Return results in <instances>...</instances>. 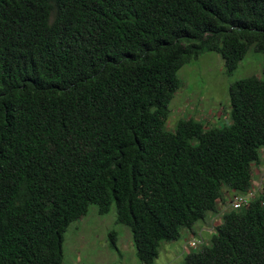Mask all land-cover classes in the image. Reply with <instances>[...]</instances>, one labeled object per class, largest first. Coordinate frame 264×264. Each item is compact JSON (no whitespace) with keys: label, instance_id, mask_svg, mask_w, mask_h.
I'll return each mask as SVG.
<instances>
[{"label":"trees","instance_id":"16d2710c","mask_svg":"<svg viewBox=\"0 0 264 264\" xmlns=\"http://www.w3.org/2000/svg\"><path fill=\"white\" fill-rule=\"evenodd\" d=\"M252 46L264 0H0V264H64L92 205L143 264L183 231L199 245L181 264H264V70L217 123L168 127L185 65L215 53L232 76Z\"/></svg>","mask_w":264,"mask_h":264},{"label":"rangeland","instance_id":"374dc122","mask_svg":"<svg viewBox=\"0 0 264 264\" xmlns=\"http://www.w3.org/2000/svg\"><path fill=\"white\" fill-rule=\"evenodd\" d=\"M263 70L264 56L256 51L255 46L249 49L232 76L226 74L223 59L215 53L185 65L179 72L183 87L171 103L168 127L175 128L177 122L187 115H201L206 119L213 115L211 117L217 121L221 120L217 113L230 107L231 85L247 77H263ZM211 215L205 221L204 229L197 230V237L201 235L205 242L221 222L220 215ZM114 231L119 235L116 250L109 241L110 233ZM189 248L183 231L178 241L161 244L155 264H181ZM63 250L64 264H143L137 258L129 228L117 223L115 207L108 215L101 216L97 206L92 205L89 214L71 223L64 233Z\"/></svg>","mask_w":264,"mask_h":264},{"label":"built area","instance_id":"2783aa9c","mask_svg":"<svg viewBox=\"0 0 264 264\" xmlns=\"http://www.w3.org/2000/svg\"><path fill=\"white\" fill-rule=\"evenodd\" d=\"M259 188L264 187V178L262 183H260L258 185ZM255 196L254 192H251L250 194H246V195H242V196H237L233 203H232V207L236 210L241 209L243 206L247 205L249 203V201ZM189 247L191 249H196L197 246L199 245V242L197 240H192L189 243Z\"/></svg>","mask_w":264,"mask_h":264},{"label":"crops","instance_id":"0c3cea01","mask_svg":"<svg viewBox=\"0 0 264 264\" xmlns=\"http://www.w3.org/2000/svg\"><path fill=\"white\" fill-rule=\"evenodd\" d=\"M188 107V106H187ZM220 113L218 112L217 115H219ZM213 116V115H211ZM209 118V120H211L213 123H217L218 121L216 120V118L214 117H211ZM264 175V166L261 167V171H259V174H258V177H257V180H261L262 177ZM202 230L204 229V227L201 228Z\"/></svg>","mask_w":264,"mask_h":264}]
</instances>
